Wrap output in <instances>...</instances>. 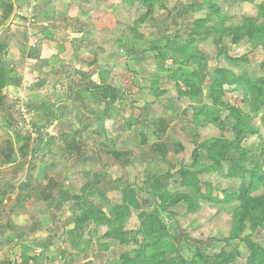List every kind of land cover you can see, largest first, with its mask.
I'll list each match as a JSON object with an SVG mask.
<instances>
[{"label":"rangeland","instance_id":"374dc122","mask_svg":"<svg viewBox=\"0 0 264 264\" xmlns=\"http://www.w3.org/2000/svg\"><path fill=\"white\" fill-rule=\"evenodd\" d=\"M16 2L0 8V142L18 151L0 186L33 237L63 264H264V209H239L264 208V0ZM52 41L61 66L40 60Z\"/></svg>","mask_w":264,"mask_h":264},{"label":"crops","instance_id":"0c3cea01","mask_svg":"<svg viewBox=\"0 0 264 264\" xmlns=\"http://www.w3.org/2000/svg\"><path fill=\"white\" fill-rule=\"evenodd\" d=\"M5 2H9V0L0 2V8L1 7L3 8V11L1 12L3 13L2 14L3 18L4 17L6 18L5 16L6 10L3 6V3ZM33 3H36V2H33ZM49 4L51 5V1ZM16 5H17V2H16ZM72 7H73V4H71L69 8H72ZM67 9L68 7L66 8V11ZM66 15H69V14H66ZM66 15L65 17L68 20V16ZM77 18L79 19V17ZM73 23L77 24L75 18L73 20ZM45 26L48 29H52V31L56 30L53 28L52 24H47V25L45 24ZM68 29H69L70 35L71 34L75 35L78 33L77 37L80 36L79 30L75 31V28H72V29L68 28ZM69 39L71 41H67V42L71 46V42L74 43V41L70 37L68 38V40ZM52 42H53L52 46L57 47V48H53L51 46L50 47L51 49L48 48L44 50L40 56V60L42 61V59L50 58L49 61L52 62V65L61 66L60 58L62 57V54L57 52L60 50V48L56 46L55 41H52ZM65 51L67 54L68 51H71V48L69 47V49H65ZM81 59H83L82 56H81ZM91 80L94 81L93 78H91ZM9 85H6L4 88H7ZM1 134L2 132L0 128V135ZM5 142L6 144L4 143V145H1L3 141L0 142V180H4L2 179L4 175L9 174L7 171L8 166L12 163L13 164L17 163V152L18 151H17V148H15V144L12 143L11 138H8V139L6 138ZM8 194L9 192L6 191L4 187L2 188L0 186V264H63L61 255H59L57 252L54 254V252L51 249H49L52 247V243H53V246L57 245L55 238L54 240H52L54 236L50 235V237L47 238L48 240H46L45 242H41L39 238H34L33 237L34 232H33L32 226L31 228H26L25 226L27 224L28 217L22 212H16V210L11 211L10 207L13 204H16V202L12 200L8 202V196H10V194L9 195ZM18 194L19 193H16L13 196H17ZM19 231H21V233H19ZM50 243L51 245L50 247H48Z\"/></svg>","mask_w":264,"mask_h":264},{"label":"trees","instance_id":"16d2710c","mask_svg":"<svg viewBox=\"0 0 264 264\" xmlns=\"http://www.w3.org/2000/svg\"><path fill=\"white\" fill-rule=\"evenodd\" d=\"M3 6L6 10V14L5 16L8 17L9 14H11V12H13L14 7L16 6V0H9V2H5L3 3ZM222 81H224L223 79V73L222 70H220L219 75L216 76V78L213 79V83L211 85V87L213 88L214 91H217V89L221 88L222 86ZM184 83H187V85L189 86L188 89L192 88L193 83L189 78H185ZM9 84H13L12 80L8 77L7 73L5 72H0V92L2 91V89ZM15 84V83H14ZM98 89L100 90V96L103 97V99L109 101V102H114L117 98V90L115 87L110 86V85H103L98 87ZM225 91V90H223ZM214 93V92H213ZM257 95L259 97H264V92L258 90ZM257 96V97H258ZM210 97L213 98V95H211ZM215 101V98H214ZM217 103V101H215ZM7 102L5 100V96L0 94V113L4 112V108L6 106ZM232 116L236 119L238 125L241 122V118L239 116H237V114L234 113V115L232 114ZM7 118V117H6ZM154 150H156L157 152H159V154H161L162 156H165L168 153V146L166 143L164 142H158L156 144L153 145ZM170 149V148H169ZM250 174V184L248 187H256L259 182H261L262 180V174L261 172H257L255 169H251L248 172ZM256 205V206H255ZM240 211H241V217L243 218H251V216H253L255 213H257L258 211L264 209L263 205L261 203H259L256 199H254L253 201H246V199H244L243 203L240 205L239 207ZM262 215H263V219H264V210L262 211ZM258 220L256 219L255 222H257Z\"/></svg>","mask_w":264,"mask_h":264}]
</instances>
